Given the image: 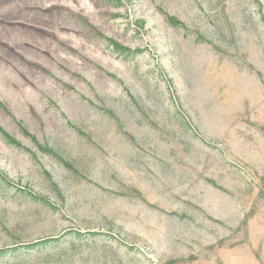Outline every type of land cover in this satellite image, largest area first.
Returning <instances> with one entry per match:
<instances>
[{"label": "rangeland", "instance_id": "374dc122", "mask_svg": "<svg viewBox=\"0 0 264 264\" xmlns=\"http://www.w3.org/2000/svg\"><path fill=\"white\" fill-rule=\"evenodd\" d=\"M0 255L264 264V0H0Z\"/></svg>", "mask_w": 264, "mask_h": 264}, {"label": "trees", "instance_id": "16d2710c", "mask_svg": "<svg viewBox=\"0 0 264 264\" xmlns=\"http://www.w3.org/2000/svg\"><path fill=\"white\" fill-rule=\"evenodd\" d=\"M116 47H118V46H116ZM3 255V254H2ZM1 256V255H0Z\"/></svg>", "mask_w": 264, "mask_h": 264}]
</instances>
